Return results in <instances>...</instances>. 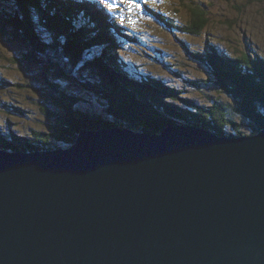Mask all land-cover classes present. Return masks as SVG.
Masks as SVG:
<instances>
[{
	"label": "water",
	"instance_id": "obj_1",
	"mask_svg": "<svg viewBox=\"0 0 264 264\" xmlns=\"http://www.w3.org/2000/svg\"><path fill=\"white\" fill-rule=\"evenodd\" d=\"M97 119L67 150L0 146V264H264V129Z\"/></svg>",
	"mask_w": 264,
	"mask_h": 264
},
{
	"label": "trees",
	"instance_id": "obj_2",
	"mask_svg": "<svg viewBox=\"0 0 264 264\" xmlns=\"http://www.w3.org/2000/svg\"><path fill=\"white\" fill-rule=\"evenodd\" d=\"M18 1L22 2V4L17 5L19 12H13L12 14L20 16L23 21L27 20L28 24L25 22V28L31 36L30 39L35 46L36 52L39 53V58L42 59V56L47 57V62L51 65H57L61 61L59 59H64L66 62L69 61L68 63L71 65L69 71L73 70L76 72L81 80V83H78V86L75 85L74 87L67 84L63 85L61 81L54 79H49L48 81L49 87L54 91H52L54 96L49 100L52 101L53 108L55 106V110H58L59 113L52 114L53 112L48 104L42 106L41 110L43 114L56 118L51 132L61 137L62 143H67V139L65 138L66 133L70 134L67 126L72 121L74 123L78 120L82 121L83 116L88 123L90 120L92 121V119L94 120L99 117L97 120L102 121L108 126H116L117 124L115 121L107 119L108 116L120 121H124L122 117H127V120L131 121V123H127L128 126L141 127L147 131L150 130V122L160 126V124H166L164 121L167 119L182 122H191L190 120H193V124L204 126L207 129L210 127L209 125H213L215 130L226 133L225 127L227 125H230V131L238 129V125L236 124V122L240 121L238 117L247 116L243 110L246 111L250 108L249 111H251L256 106H259L258 103H264V81H262L264 80V60L261 57L238 49L237 39L232 37H226L232 47L231 51L229 50L228 52L225 45L220 44L224 47V50L218 47L219 49L216 48L213 51L216 55L212 56L209 54L206 57H202L206 42L204 45H199L191 39L189 34L191 24L186 23L185 15H182V17L177 16L180 19H176L168 13L171 18L176 20L175 22H171L162 11L157 12L151 8L150 0H138L139 16L137 18L133 16L126 18L124 15H119L118 19L120 18L123 21L114 19V15L117 14L113 12L115 10L110 11L109 7L108 9L104 8L106 14L102 8L103 12L99 14V12L95 11L98 9L90 8L84 0H72L73 4L64 2L65 0L55 1L57 5L63 3L62 11L53 4H50L48 8L36 11L35 8L40 7L38 2L41 0ZM88 1L91 6L96 7L97 2L95 0ZM175 2H180L187 9L186 12H192L197 21L201 19V16L208 17V7L213 3L212 0H175ZM109 4L113 7L115 6L114 1ZM51 7L53 8V12H51L52 16L47 11ZM156 8L161 7L157 5ZM30 9L35 11L38 22L35 19L33 20L30 15ZM25 10L27 13H25ZM76 13H82L84 15L83 19L88 24L79 22L83 19H79ZM112 13H114L113 16H111ZM97 14H99L100 18H98ZM153 15L157 16L155 19L159 21V25L156 22L149 21L150 16ZM41 17H43V22L39 24ZM88 17L91 19L88 20ZM101 18L105 20V23L100 21ZM92 20L93 25H91ZM141 23L144 24V27H140ZM132 27H136L138 32L143 33L141 42L146 41L145 35L148 34L150 39H155L154 45L150 49L145 50L136 47L141 43H138L140 38L130 42L114 40V32L121 35L122 31L129 28L134 32L135 30ZM34 30H36L37 34L32 35ZM108 35L111 39H109ZM195 35L199 34L195 33ZM128 36L134 38L131 34ZM225 40L223 41L224 44ZM177 42H180L188 50L181 49ZM83 43L90 48L91 52L85 53L88 59L84 62L78 58L79 54L85 49ZM76 44H79L78 50L73 47ZM197 46H200V48L198 52H195ZM215 47L217 46L215 45ZM136 49L138 52H136ZM176 49H180L186 57H195L198 62L207 66L211 70L212 78L206 74L207 79H187L184 77L182 71L174 70L172 73L170 65L166 69H162L167 70V74L169 73L170 76L157 78L151 74L148 76V79L145 78L148 65H150V72L156 74L158 72L156 67L162 62H167L171 58L170 50L174 52ZM150 51L155 56L150 54ZM235 51L241 53L240 56L234 54ZM98 52L100 54L96 55ZM128 57L130 58L126 60ZM15 61L21 66L18 59H15ZM41 61H45V59L43 58ZM56 62L58 63L55 64ZM124 66L128 68L134 66L131 69L138 73L134 72L133 77H131ZM86 70L90 72V75H88L90 77L83 73ZM60 71L63 72L62 70ZM125 73H127L126 79ZM172 76L177 77V80H173ZM143 79L146 80L143 82ZM180 80L185 81L186 86H182ZM186 80H191V83L201 89L202 94L197 92L198 97H196L193 92L194 90L189 88ZM256 80L260 81L256 82ZM18 82L16 81L15 83L14 80L3 77L0 72V84L4 86L8 84V92H0V112H5V119L9 117L28 119L25 112L33 115V112L27 106L24 110V108L16 103L17 99H19V94H21L20 89L30 86V83L21 82V88H18ZM116 83L121 85V96L119 99L113 97L111 99L113 92L110 88ZM172 83H176L184 88L179 89L178 87H174ZM214 91L220 92L219 94H226V105L222 102L214 101L213 95H217ZM10 93H13V95L9 96ZM122 93L126 94L129 99H126ZM102 94L104 95L103 97ZM193 94L195 97L192 96ZM16 96L18 97L16 98ZM237 102H239L240 106H238ZM76 106H81L82 111L77 110ZM103 106H105L104 108L108 114H105L106 121L103 118V114L99 115L100 113L91 112L95 107L98 110H102ZM154 106L160 112H157ZM204 108L206 110L205 116H203L204 113L202 112ZM93 116L96 117L94 118ZM3 119L0 118V127L3 124L2 128L6 125ZM251 119H253L254 123L258 122L256 124L259 126L262 116L254 115ZM11 123L13 124V122ZM259 127L264 128L262 125ZM240 131L241 133L243 132L241 128ZM237 132L238 130L233 133L236 135L238 134ZM31 134L32 137L30 136ZM27 135L30 138L28 140L34 141L36 144L44 147L51 144L48 140L49 136H44L42 132H39V129L32 128L30 135ZM46 138L47 143L43 144L41 141H44ZM9 140H4L5 142L0 143V146L14 148L17 147L15 146L17 142L21 144L23 142L21 141V137L12 142ZM29 146L24 145L21 147L28 148ZM57 146L61 147L56 144L50 147L57 148Z\"/></svg>",
	"mask_w": 264,
	"mask_h": 264
},
{
	"label": "rangeland",
	"instance_id": "obj_3",
	"mask_svg": "<svg viewBox=\"0 0 264 264\" xmlns=\"http://www.w3.org/2000/svg\"><path fill=\"white\" fill-rule=\"evenodd\" d=\"M55 1H58V0H41L38 2L40 7H36L35 10L36 11H38L39 9L43 10L44 8L50 7L49 6L50 4L57 6L61 10L63 3H61L60 5H57ZM84 1L87 2L90 8L98 9L99 11L98 10H95V11L99 12V14L103 12V10L99 7L98 3L95 7L93 5L91 6L88 0H84ZM107 1H110V0H100L98 2L101 5ZM115 1H116V5L114 6L115 11H113L117 13L116 15H114L115 20L123 21L120 18L118 19L119 15H124V17L126 18L132 17V16L134 18H137L139 16L140 14L139 8L130 7L128 3H121V0H115ZM212 1L213 3H211V5L208 7L209 8L208 13H207L208 17L201 16V19H199L198 21L192 12H186L187 9L184 8L183 5L180 4V2H175V0H156L155 3H153V0H150V6L153 10L157 12L162 11V13L166 14L168 16V20L171 22H175L176 20L171 18L168 13H170L176 19H180L177 16L182 17V15H185L184 18L186 20V23L191 24L189 28V34L191 36V39L196 44H199V45L201 44L204 45L206 42V45L204 46V52H202L203 55H201L202 57H206L209 54H211L212 56L216 55L213 51L218 47L224 50V47L221 46L220 44L225 45V48L228 52L229 50L231 51L232 47L229 41H227V38L232 37V38L237 39L238 49L245 50V52H250L254 56L258 55V57H261L264 60V0H212ZM64 2H69L73 4L72 0H65ZM109 3L110 2H108V4ZM130 3L138 4V0H136V2H134V0H130ZM1 4H3L1 7V10L3 13H2V16H0V72L2 73L3 77L14 80L15 83L16 81H19L17 83L18 88H21V82L30 83V86H26L25 88L20 89L21 94H19V99H17L18 101H16V103L20 105L22 108H24V110L27 106V108L33 112V115H30L27 112H25L28 116V119L30 118V120L20 119V117H15V118L9 117L5 119L6 117L5 112L3 113L0 112V118H4L3 121L6 124L4 128H2L3 124H2V127H0V141H1L0 143L8 139H10L9 141L12 142L18 137H21L22 138L21 141H23L22 144L16 141L17 144L15 146L17 147L10 148V149H13L15 151H19V150L25 151L26 147H21V146H24V145L29 146L34 143V141H31V140L29 141L28 139L30 138L27 137L28 136L27 134L30 135L31 129L34 128V129H39V132H42L44 136L46 137L49 136L48 140L51 142V144L48 145L49 147L45 145L47 148L46 150H51L52 147L50 146H53L54 144L60 145L61 147L63 146L62 148H65L64 150L70 149L72 145H74L73 140L74 138L78 136L77 134H79L81 131L100 129L98 125L92 122L93 119L92 121L90 120V122L88 123V121L85 120L84 116L82 117V121L78 120L74 123L71 120L72 121L71 124L67 126L68 132H70V134L66 133V137H65L67 139V143H62L61 137H59L58 135H54L51 132L53 130L51 128L55 124L54 121L56 120V118L51 117L48 114L46 115L43 114V111L41 110V108L42 106L48 104L49 107H51V110L53 112L52 114L59 113L58 110H55V106L53 108L52 101L49 100L54 96L53 95L54 91L49 87V82H48L49 79L58 80V81H61L63 85L67 84L73 87L75 85L78 86V83H81V80L78 77V74L76 72H74L73 70L69 71V68L71 69V65L68 63L69 61L66 62L64 59L63 60L59 59L61 61L59 63L56 62L55 64L58 63L57 65L49 64L46 59L47 57L45 56H42V59L43 58L45 59V61H43L42 64L34 63L36 61L31 60V59L28 60L26 57H28L27 54L29 53V51L27 47H25L20 41L22 38L20 36L21 32L22 31L27 32L25 28V22L26 24H28V22L27 20L23 21V19L20 16L12 14L13 12L15 13L19 12V10L17 9L18 8L17 5L22 4V2L18 0H0V5ZM157 5L161 8H156ZM74 8L76 9L75 6ZM47 11L51 14V12H53V8L51 7ZM185 12L186 14H184ZM25 13H27L26 10H25ZM76 14L78 15L79 19H83L84 15L82 13H76ZM30 15L32 16L33 20L35 19L37 21L34 10L30 9ZM155 18H157L156 15L150 16L149 21L156 22V24L159 25V21L156 20ZM90 19L91 18L88 17V20ZM100 21L102 23H105V20L103 18H101ZM194 21L196 24L193 23ZM42 22H43V17H41L39 24H41ZM79 22H85L88 24V22L85 21L84 19ZM87 24H84V25H87ZM93 24L94 23L92 20L91 25ZM140 27H144V24L141 23ZM132 28L135 30L134 32H132L130 28L122 31L121 35H118L114 32L113 33L114 38H115L114 40L130 42V41L137 40L140 38L138 40V43L141 42L142 40L141 37L143 36V33L138 32L136 27H132ZM195 33L199 35H195ZM34 34H37L36 30H34ZM129 34L133 35L134 38H132L131 36H128ZM108 37L109 39H111L109 35ZM145 38H146L145 39L146 41L139 43L136 46L137 48L140 47L142 49L148 50L150 49L152 45H154L155 39H150V36L148 34L145 35ZM224 40H225V44L223 42ZM177 44H179L181 49L183 48L184 50H188L184 48V46H182L180 42H177ZM83 45L85 46V49L79 54V57H78L82 62L88 59L86 58L85 53H91L90 48L85 43H83ZM215 45L217 47H215ZM73 47H75L76 50H78L79 44H76ZM199 48L200 46H197V49L195 50V52H198ZM136 52H138L137 49H136ZM170 52L172 54V55L170 54L171 58H169L167 62H162L159 66L156 67V69L158 70L156 74L150 72V65H148V71L146 70V73H145L146 79H148V76L151 74H153L157 78H161V76H165V77L170 76L169 73L167 74V70H162V69H166L167 66L169 65H170V71H172V73L174 70L182 71L184 74V77H186L187 79H190V78H195L198 80L207 79L206 74L208 75V77L210 76L212 78V74L209 73V69L201 62H198L197 58L186 57L180 49H176L174 52L173 50H170ZM98 54H100V52L96 53V55ZM150 54H153L155 56V54L152 51H150ZM234 54H238L237 56H240L241 53H238L237 51H235ZM129 58L130 57H128L126 60H128ZM15 59H19L21 66H19L16 63ZM132 67L134 66H130L129 68L125 67V70H128L131 77H133L134 72H137L131 69ZM60 70L63 71L62 72L63 77L58 76ZM83 73L86 76L90 75V72H88L87 70L84 71ZM43 74L45 75L43 76ZM126 77H127V73H125V79ZM173 78H174L173 80H177V77L174 76ZM146 79H143L142 81L144 82ZM186 81L189 85V88L194 90L193 92L196 97H198V93L202 94L201 89H199L195 84L191 83L190 82L191 80H186ZM259 81L260 80H256V82H259ZM172 84L174 87H178L179 89H183L184 87L182 86H186L185 81H181V80H180V84L182 85L181 87L180 85L176 83H172ZM202 88H206V87H202ZM110 89H112V92H113L111 95V99L112 97L119 99V97L121 96L120 90H122L121 85L119 83L113 84ZM0 92H8V84L7 86L0 84ZM214 93L217 94L216 96L211 94L215 98L214 101H218L219 103L222 102L226 105L225 102L227 101V99L225 95L219 94L220 92L218 93L217 91H214ZM122 94L124 95L126 99H129V97L126 94L124 93ZM194 94L192 96H194ZM12 95L13 93L9 94V96H12ZM93 96L95 95L93 94ZM17 97L18 96H16V98ZM203 99H207V98H203ZM200 102L202 103V101ZM237 103H238V106H240L239 102ZM258 104L259 106H256L251 111H249L250 108L247 109L246 111L243 110V112L247 114L246 117H238L240 120L236 122V124L238 125V129H237L238 134L235 135L233 133L237 130L230 131L231 130L230 125H227L225 127L226 133H222V132L215 130L213 128V125H209L210 127L208 129H211L217 132L218 134L224 135L228 138H235L236 136H238L241 133L240 128L243 131L241 133L242 136L244 134H250L252 136L257 135L261 130L264 129V128L259 127L260 125H262V127L264 126V109H263L264 103L262 104L258 103ZM76 107H77V110L82 111L81 106H76ZM104 107L105 106H103L102 110H98V108L95 107L93 108L91 112L100 113L99 115L103 114L104 115L103 118L106 121V115L108 114ZM203 110H204L202 111L204 113L203 116H205L206 110L205 108ZM254 115L262 116V119L259 121L260 122L259 126L256 124L258 122L254 123L253 119H251V117H253ZM93 117L95 118L96 116H93ZM107 119L115 121L118 125H121L122 128H126V125L128 126L127 123H131L130 120H127L128 119L127 117H122V119L125 122L117 120V119H113L111 116H108ZM9 121L13 122V124ZM190 121L193 123V120H190ZM191 122H188V123L191 124ZM196 125L203 127L198 124ZM30 136L32 137V134ZM41 142L43 144H46L47 138L44 139V141L42 140ZM35 145L36 147L39 146L40 148L41 147L45 148L44 146H41L36 143ZM33 147L35 146L33 145ZM61 147L57 146V148H61ZM3 149L9 150L7 147H3ZM53 149H56V148H53Z\"/></svg>",
	"mask_w": 264,
	"mask_h": 264
},
{
	"label": "bare ground",
	"instance_id": "obj_4",
	"mask_svg": "<svg viewBox=\"0 0 264 264\" xmlns=\"http://www.w3.org/2000/svg\"><path fill=\"white\" fill-rule=\"evenodd\" d=\"M95 1L98 3V5H99V7H100L101 9H102V8H103V9H104V8L108 9V6H107V5H108V2L111 3V2L114 1V2H115V5H116V1H115V0H110V1L104 2V3L101 4V5H100L99 2H98V1H100V0H98V1L95 0ZM134 1H136V0H134ZM104 11H105V9H104ZM105 13H106V11H105ZM106 14H107V13H106ZM97 15H98V18H100L99 14H97ZM113 15H114V14L112 13L111 16H113ZM111 16H110V17H111ZM101 17H102V16H101ZM110 66H111V65H110ZM113 66H114V65H113ZM206 67H207V66H206ZM207 68H208V67H207ZM208 69H209V68H208ZM209 73L212 74V73H211V70H209ZM103 96H104V95L102 94V97H103ZM154 107H155V106H154ZM155 109H156L157 112H160L158 108L155 107ZM157 114H159V113H157ZM161 118H162V117H161ZM179 122H182V121H179ZM183 122H184V121H183ZM243 134H244V133H243ZM244 135H248V134H244ZM244 135H243V136H244ZM223 136H224V135H223ZM251 137H252V136H251ZM236 138H242V134L236 136ZM39 145H40V144H39ZM41 146H42V145H41ZM45 148H46V147H45ZM46 149H47V148H46ZM60 149L64 150L65 148H56V150H60ZM51 150H54V149L51 148Z\"/></svg>",
	"mask_w": 264,
	"mask_h": 264
},
{
	"label": "snow or ice",
	"instance_id": "obj_5",
	"mask_svg": "<svg viewBox=\"0 0 264 264\" xmlns=\"http://www.w3.org/2000/svg\"><path fill=\"white\" fill-rule=\"evenodd\" d=\"M156 0H153V3H155ZM121 3H128L130 7H136V8H139V5L138 4H134V3H130V0H121ZM109 7V10H115L114 7L112 5H108Z\"/></svg>",
	"mask_w": 264,
	"mask_h": 264
}]
</instances>
